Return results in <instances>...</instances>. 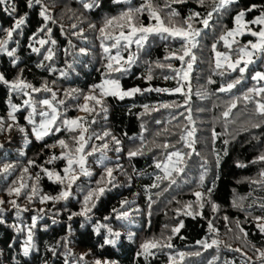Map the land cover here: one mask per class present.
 I'll list each match as a JSON object with an SVG mask.
<instances>
[{"label":"trees","instance_id":"1","mask_svg":"<svg viewBox=\"0 0 264 264\" xmlns=\"http://www.w3.org/2000/svg\"><path fill=\"white\" fill-rule=\"evenodd\" d=\"M91 2L93 0H42L55 23L52 20L45 22L39 15L41 5L29 8L27 0H9L8 4L0 5V39L6 38L4 30L13 27L16 19L27 14L25 25L13 33L7 46L9 50L15 49L16 63H13V57L0 53V74L11 82L21 76L23 70L21 78L27 83L35 87L47 83V86L56 92L57 101H64L63 105L53 101L60 112L57 123L65 118L85 117L88 127V133L85 135H102L109 131L121 142L116 145L111 136L105 137L104 140H89L85 153L90 151L92 145L99 148L108 143V149L103 150L106 157L103 164L98 163L101 152L87 156L85 167L90 174L83 175L79 168L74 166L79 179L72 184L69 197L42 203L40 196H57L62 190H66L67 181L65 184L55 182L54 178L49 179L42 169L47 168L49 171L60 173L61 176L64 175L66 159H57L51 164L47 161L53 156L61 157L64 152L69 151L60 148L59 139H65L74 151V142L70 137L76 133L62 130L37 140L32 132V125L26 119L31 108L23 105V100L29 97L11 92L7 85L0 82V118L5 122V130L0 132V167L5 163L15 166L9 173L0 172V200L4 201L0 204V209H3L0 212V264H95L97 260L102 264H170L169 256L176 257V264H208V261L217 255L219 260L216 264H225V261H234L235 264H264L256 251H264V234L256 227L257 221L254 219L264 216V210L259 207V204L264 202V185L252 183L253 180L262 179L259 173L264 170V162L252 163L264 153V126L251 127L253 122H258L261 118L254 115V104L242 99L249 88L264 86V81L257 82L252 79L256 72H264V57L248 66L242 82L231 92L222 93L218 89L241 78V74L238 70L232 72L226 65L215 69V52L212 49L213 44H216V51L228 52L219 37L226 30L236 27L234 18L239 11L256 5L253 11L246 12L244 20L250 22L259 16L264 10V0H236V3L220 13H214L209 28L204 29L198 38L199 44L193 49L197 59L189 81L184 82L185 92L188 91L189 83L191 86V124L186 119L189 113L185 107H160L165 103L183 104L185 97L180 93L150 91L123 100L109 96L105 98L106 113L100 110V106H96V111L92 114L79 110L78 105L84 103V95L90 94L93 86L101 84L105 79H119L125 90L134 87L175 89L177 79H164L165 76L174 75L171 70L156 68L155 63H171L175 68L181 67L178 60H165L172 51L180 48L181 42L178 39L165 40L152 35L142 49L133 44L127 51L121 52L125 59L133 53L138 56L129 72L112 73L109 77L105 67L108 54L104 53L101 45L103 43L110 46L113 41L104 40L100 28L104 26L106 19L118 17L128 8L140 7L145 0H122L120 3L115 0H95L92 8L83 7L84 3ZM154 3L163 7L164 0H154ZM11 6H15L16 11L10 14L5 9ZM172 7L180 13L178 20H183L190 12H200L201 17L194 19L192 23L195 28H203L199 20L211 10L212 5L208 2L201 7L197 0H188L187 3L173 4ZM139 19L145 25L154 23L149 19L147 12ZM45 23L47 28L52 29L51 39L55 40L56 44L49 42L41 47L32 37L35 35L37 40L48 39L47 29L39 32ZM248 26L257 31L260 28V25L251 23ZM106 31L113 36L119 34L115 25ZM236 39L239 44H234L233 49L249 40L255 41L256 37L246 33ZM30 44L40 48V53L32 52ZM49 48L53 52L52 59L44 60ZM81 49L84 50L83 53ZM115 52L116 49H111L112 55H115ZM232 58L236 59L235 53H232ZM39 64H43V67H38ZM149 64L153 68L151 81L146 79ZM209 79L213 83H209ZM73 89L77 91L72 92ZM26 91H29L31 98L36 101L37 113L47 110L39 101L45 98L51 100V93H31L30 89ZM197 92L202 93L203 98L196 95ZM236 97L241 99L237 101V107L232 109L226 120L222 113ZM9 100L19 107L14 113L15 121L8 117V112L11 111ZM145 105H148L147 112ZM153 108L159 110L153 111ZM173 116L177 118L173 119ZM35 119L38 123L42 118L36 115ZM93 120L95 123H92ZM158 120L161 123L157 124ZM9 124L12 125L11 130L7 128ZM185 126L187 130L195 129L194 136L188 138L195 141L194 152L185 147L183 141L177 143ZM20 128L25 131L21 132ZM165 128L169 131L164 132ZM158 131L162 133L159 137L155 135ZM164 142L175 144L177 149L185 153L192 152L190 158L186 157L184 172L178 176L174 174L177 183L170 188L169 181L155 180L157 175H163V172L155 167V162L164 159V150L157 148L156 144ZM53 144H56V147H49ZM117 147L120 148L119 152L116 151ZM141 147L143 155L129 158V151ZM217 155L220 157L219 164L216 162ZM205 160L207 164H204ZM29 161L35 163L30 165ZM238 164L245 166L239 167ZM25 167L28 168L27 173L23 171ZM109 167L113 169L115 187L107 186L109 190L99 200L93 201L95 207L87 217L73 215L82 210L87 192L96 188L102 177L107 179L105 168ZM37 174L41 177L38 183L39 191L30 201L27 197L31 194L32 185L37 183ZM202 174L205 175L203 189L199 187ZM21 176L28 187L22 189L19 197L9 195L7 190L13 186L18 187ZM153 183H159L160 187L151 188ZM213 184L211 200L219 205L217 212H213L211 206L205 203L203 209H198L202 215L193 218L183 215L182 211L177 215V210H182L185 204L196 200L194 192H206ZM164 188L168 190L162 191ZM158 193L160 194L157 195ZM148 195H151L154 201L151 209L148 208ZM241 197L244 199L240 200ZM13 200L16 201V206L11 203ZM234 200L241 203L244 210L234 207ZM125 201L127 203H123ZM114 209L117 211L114 212ZM125 211L129 213L127 219L118 218V213ZM225 216L229 218L227 221ZM33 217H37V221L33 228L32 247L25 256L23 248ZM209 220L212 221L216 232L209 229ZM237 220L240 227L248 233L247 237H243L236 227ZM180 221H183L184 227L178 235L173 236V248L154 250L155 255L147 258L137 255L141 243L153 237L159 238L162 233L165 237L172 235L170 229ZM98 225L106 227H101L97 233ZM165 225H168L167 229ZM18 228L20 231H17ZM107 228L121 234L115 245L104 244V240L110 238ZM130 233L131 240L128 239ZM212 239L221 242L218 249L214 246L205 250L197 244V241L205 240L210 243ZM236 248L241 249V252L232 250ZM197 251L201 255H188L183 262L180 261L179 252ZM82 256L83 260L80 259Z\"/></svg>","mask_w":264,"mask_h":264},{"label":"snow or ice","instance_id":"2","mask_svg":"<svg viewBox=\"0 0 264 264\" xmlns=\"http://www.w3.org/2000/svg\"><path fill=\"white\" fill-rule=\"evenodd\" d=\"M9 0H0V5L8 4ZM115 2L120 3L122 0H115ZM188 0H164L163 7H161L158 4L154 3V0H145V3L137 8H128L126 11H123L118 17H112L108 18L104 22V26L100 28L101 36L104 40H112L113 43H111L110 46H105L102 43L103 51L104 53L108 54L106 59L108 63L106 64L107 69V75L111 77L112 73H121L125 74L130 71L131 67L136 63V60L138 59V56L133 53L129 54L127 59H125L122 55V51H127L131 45L135 44L138 49H142L145 46V43L148 41L149 36L157 35L161 38L167 40L169 38L174 40H179L181 42L180 48L176 49L175 51H172L168 56L165 57V60H171L175 59L181 62V67L175 68L171 63L164 64L160 62L155 63L156 68H168L171 70V72L174 74L173 76H165L164 79H177V87L175 89H165V88H145L141 89L139 87H134L131 89H123L119 79L115 78H108L105 79L101 84L93 86V89L91 90L90 94L84 95V103L82 105H78V108L80 111L92 114L96 111V106H100V110L103 112H107V107L105 105V98L111 96L118 98L120 100L125 99L126 97H133L136 94L143 92H150V91H156V92H172V93H180L184 95L185 99L183 104H179L176 102H173L172 104H162L160 107L162 108H171V107H185L186 111L189 113V115L186 117L188 122L191 124L193 123L191 118V107H190V100H191V86L190 83L188 84V91H184V82L189 81L190 73L193 70V65L197 59L196 55L193 52V49L197 48L199 44V37L201 36L204 29L209 28L210 21L213 18L214 13H220L221 10H224L231 6L232 4L236 3V0H197V3L203 7L206 3L210 2L212 5V8L210 11H207L206 15L199 20V22L203 25V28H195L193 27L192 21L196 18L201 17L200 12H190L189 15L184 18L183 20H178L177 18L180 16V13L172 7L173 4H184L187 3ZM95 0L91 3H84L83 7L85 9H90L94 6ZM34 5H41V11L39 15L43 18L45 22H48L52 20L51 16L48 12V7L42 4V0H27V6L29 8H32ZM257 6L252 5L250 8L246 10L239 11L234 20L236 27L232 29L226 30L220 37L219 40L223 41L224 46L228 49V52H219L216 51V44H213L212 49L215 52V69H220L226 65L227 69H230L232 72L239 71L241 74V78L235 79L233 82H229L226 85L221 86L218 91L225 93V92H231L232 89H234L237 85H239L242 82L243 74L247 70L248 66L250 64H253L256 62L257 59H261L264 57V10L261 11L260 15L257 16L255 19L249 21H245L244 17L246 15V12L253 11ZM165 9H167V12H165ZM6 11H9V13H14L16 11L15 6H11L10 8L5 9ZM147 12L149 19L151 21H154V23H149L148 25H145L139 17L144 13ZM161 13H164L162 16ZM26 16H22L15 20L14 26L4 30L5 31V37L4 39H0V53H6L7 56L13 57V63H16L15 59V49L9 50L8 49V43L13 37V33L17 32V30H20L23 25L26 23ZM53 23H55L54 20H52ZM256 24L260 25L259 30H253L248 25ZM116 26L119 29V34L116 36H113L110 32L106 31L109 28H112L113 26ZM75 28L76 25H73ZM90 27H95V25H90ZM45 29H47V35L48 39H36V36L34 35L32 37V40L35 43H38L41 47H43L45 44L51 42V44L55 45L56 41L51 39V28H47V23L43 27L39 29V32H44ZM250 34L252 37H256L255 41L249 40L246 44L239 46L236 49H233L234 44H239V41H237V36H243L244 34ZM32 52L34 53H40V48L32 47L31 44L29 45ZM111 49H116L115 55L111 54ZM48 54L44 56V60H51L53 56L52 49L49 48L47 50ZM81 52L83 53L84 50L81 49ZM232 53H235L236 59L233 60ZM147 63V62H146ZM243 65V66H241ZM38 67H43V64H39ZM22 71L21 70V76H18L16 80L9 82L3 74H0V82L7 85L11 92H18L22 93L24 96H28L29 99L23 100V105L31 108V111L28 113L26 119L29 124L32 125V132L34 133L37 140L44 139L45 136H48L50 134L59 133L62 130L67 131L68 133H76V135H72L70 138L74 142V151L71 150L70 145L66 142L65 139H59L58 145L61 149H68L69 151H66L62 154L61 157L53 156L51 157L47 163L51 164L54 160L64 158L67 160V166L63 169L64 175L61 176L60 173L55 171H49L47 168H43L42 171L48 176L49 179H53L55 182H58L60 184H65V181H67L66 190H62L57 196H48L43 195L40 196L41 202H45L48 200L52 201H60L63 199H67L70 195V189L72 187V184L76 182L77 179H79V176L75 172V167L79 168V171L83 175H89L90 173L87 171L85 167L86 163V157L91 156L96 152H101V156L98 160V163L103 164L106 157L103 155V150H107L109 145L108 143H104L101 147H97L95 145L91 146L90 151H87L85 153L86 146L88 145L89 140L95 138L98 140H104L105 137L111 136L112 141L116 145H120V140H118L114 135L111 134L109 131H105L102 135L97 133H90L88 135H85L88 133V127L86 126V119L85 117H77L74 119H62L59 123L57 121L60 118V112L58 111V108L54 105L53 101H56V103L63 105L64 101L59 100L57 101V94L56 92L52 91L51 88L47 86V83L42 85L41 87H35L30 83H27L24 79H22ZM152 65L149 64L148 67V74L146 76V79L148 81H151L153 79L152 75ZM224 73H221L223 75ZM63 75V73H62ZM252 79L254 81L260 82L264 81V72H256L254 76H252ZM209 83H213L211 79H209ZM30 89L31 93H39L41 91L49 92L51 93L52 99L49 100L47 98L42 99L39 101V104L43 106L44 109L47 110H41L37 113V107H36V101H34L31 98V95L29 91H26ZM98 90V92H97ZM72 92H76V89L71 90ZM66 95H71V93H66ZM196 95L201 96L203 98V94L200 92H197ZM256 97H259L256 99ZM241 99V97H236L235 99L231 100L228 104V107L225 111H223L222 116L227 120V118L231 115L232 109L237 107V101ZM242 99L245 102H249L254 104V115L260 117L261 119L258 122H253L251 124V127L253 128H260L264 126V86L262 87H252L249 88L242 96ZM91 103V106H90ZM9 105L11 108V111L8 112V117L15 121L16 117L14 113H16L19 110V107L15 104L11 103V100H9ZM145 112L148 111V105L144 106ZM158 108H153V111H158ZM36 115H39L42 119L37 123L35 117ZM180 115H183V113H180ZM176 116H173V119H176ZM92 123H95V120L92 121ZM157 124L161 123V121H156ZM179 126V125H177ZM143 127V126H142ZM8 130H11L12 125H7ZM5 130V122L3 118H0V132ZM21 132H24V128L19 129ZM164 132H168L169 130L165 128L163 130ZM186 133V134H185ZM195 133V129L187 130V126H185L183 132L180 134L179 140L177 143H180L181 141L184 142V146L192 149L194 152V140H189V137H193ZM175 134V133H173ZM157 137L162 135L161 132H157L155 134ZM213 137H216V133H213ZM227 144L228 141H225ZM49 147H56V144L50 145ZM157 148L164 150V159L158 160L155 162V167L157 169H160L163 172V175H157L155 177L156 181L163 182L165 180L169 181L168 188H170L172 185H175L177 183V180L174 176L182 174L186 167V157L190 158L192 155V152L185 153L180 149L176 148L175 144L164 142L162 144H156ZM168 149H174L173 151H168ZM151 151V149H149ZM117 152L120 151V148L117 147ZM143 147L131 150L128 152L129 158L135 157L137 155H143ZM225 154H227L225 152ZM199 155V153H197ZM220 157L217 155L216 162L219 164ZM258 162H264V153L259 155L256 160L252 161V163H258ZM34 161H29V164H34ZM204 164H207V161H204ZM239 167H244L243 164H238ZM15 166L10 163H5L2 167H0V172L2 173H9L10 170H12ZM24 173L28 172V168L25 167L23 169ZM105 176L107 179L105 180L104 177L101 178V181L98 182V186L96 188L90 189L87 194L84 196L83 201V207L82 210L78 213H73V215H81V216H88V213L91 212L92 208L95 207V203H93L94 200H99L101 196L105 194L106 191H108V185H112L115 187L114 180L115 177H113V169L112 168H105ZM259 176L262 178L260 180H253L252 183H259L261 185H264V170H262L259 173ZM40 175L37 174L35 179L37 181L36 184L32 185L31 187V194L28 195V199L31 201L33 196H36L38 194V183L40 180ZM204 180L205 175L202 174L200 176V182L199 187L203 189L204 187ZM20 183L19 186H13L10 187L7 191L9 195H16L19 197L21 195L22 189L27 188L28 185L23 182V176L20 177ZM15 183V182H14ZM103 184L104 186H100ZM151 188H159V183H153L150 185ZM168 188H164L162 191H167ZM214 190V184L211 187H208L206 192L205 191H196L194 192V196L196 197V200L194 202H188L184 205L182 210H177V215L181 214V211L183 215L186 216H192L195 218L197 215H202V212L198 211V209H203L205 207V203L209 204L211 206V210L213 212H217L219 210V205L212 202L211 195ZM145 191L147 192L148 189L146 188ZM158 193L157 195H159ZM244 198L241 197L240 200H243ZM148 208L151 209L152 203V197L151 195H148ZM4 201L0 200V204H3ZM13 206H16V201H11ZM123 203H127L126 201ZM233 206L243 209V206L241 203L237 201H233ZM251 207V205H249ZM259 207L264 210V202L259 204ZM3 209H0V212H2ZM116 212L117 210H113ZM151 213L149 212V215ZM19 215V213H17ZM129 216L128 212H120L118 213V218L120 219H127ZM71 219V216L69 217ZM105 219H108V217H105ZM225 221H227L229 218L227 216L224 217ZM254 219L257 221L256 227L259 229V231L264 234V216H257L254 217ZM37 217L32 218V225L28 228L27 232V240L25 241L23 252L24 255L27 256L29 254V250L32 247V240H33V228L36 226ZM101 227H106V225H98L96 228L97 233H99ZM184 227L183 221H180L177 226H174L170 229L172 235H169L165 237L163 233L161 234V237L156 238L153 237L152 239L145 240L140 245V252L137 253L138 256L143 255L145 258L149 256L155 255L154 250L157 249H163L173 248V245L171 243V240L173 236L178 235L180 233L181 228ZM208 227L212 232H216L217 230L213 227L212 221L209 220ZM236 227L239 229V232L243 234V237H247L248 233L244 231L242 227H240V222L237 220ZM165 228H168V225H165ZM232 229H229L231 231ZM17 231H20L18 228ZM108 234L110 238H107L104 240V244H111L115 245L117 242V239L120 237L119 232H113L111 228H107ZM115 237V238H111ZM239 238V237H237ZM128 239H132V234L130 233L128 236ZM221 242L217 239H212L211 242L205 241H197V244H200L205 250L213 248L214 246L219 247V244ZM254 247V246H253ZM236 252H241V249L236 248L232 249ZM259 256L262 261H264V251H261L260 249H256ZM188 255H196L199 256L201 253L199 251L195 253H184L179 252L178 256L181 262L185 259ZM244 255V253H242ZM81 260L84 259L82 256L80 258ZM250 259V258H249ZM219 260V256H214L211 260L208 261V264H216V261ZM170 264H176V257L169 256ZM95 264H102L101 261L97 260L95 261ZM103 264H109V262H103ZM225 264H235L234 261H225Z\"/></svg>","mask_w":264,"mask_h":264}]
</instances>
